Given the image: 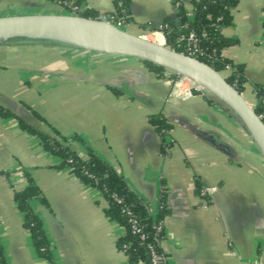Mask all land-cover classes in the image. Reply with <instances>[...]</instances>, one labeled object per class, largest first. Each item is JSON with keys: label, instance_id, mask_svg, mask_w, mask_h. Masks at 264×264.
<instances>
[{"label": "crops", "instance_id": "1", "mask_svg": "<svg viewBox=\"0 0 264 264\" xmlns=\"http://www.w3.org/2000/svg\"><path fill=\"white\" fill-rule=\"evenodd\" d=\"M172 1L132 0V21L123 28L176 18ZM80 2L72 13L114 9L113 0ZM182 2L192 18V0ZM66 8L49 0H0V15L66 13ZM263 22L264 0H238L223 29L230 43L222 55L244 66L252 105L257 102L252 83L264 84ZM9 44L0 42V58L18 64L26 52H7ZM14 45L35 52L30 63L39 67L28 76L10 74L9 66H20L0 59V107L11 112L0 114V241L8 264H51L37 253L15 199L28 175L46 200L34 198L31 205L43 221L55 264L126 263L117 246L126 228L105 214L102 192L59 166V157L20 119L50 136L78 135L67 145L82 156L86 144L91 146L124 176L150 216L164 204L160 246L168 264H264V157L230 110L210 94H176L173 72L156 71L135 57L31 40ZM37 47L45 48L46 57L59 55L51 47L63 51L61 66L45 69L49 59L37 58ZM62 79L70 84L60 95L53 87ZM158 113L170 125L166 138L150 121ZM204 186L217 190L203 196L198 189Z\"/></svg>", "mask_w": 264, "mask_h": 264}, {"label": "trees", "instance_id": "2", "mask_svg": "<svg viewBox=\"0 0 264 264\" xmlns=\"http://www.w3.org/2000/svg\"><path fill=\"white\" fill-rule=\"evenodd\" d=\"M56 4L64 5L68 10L76 5L78 0H49ZM132 0H113L114 9L109 12L100 13L95 9H86L81 14L89 17H100L113 21L123 26L130 23V3ZM173 5L177 9L176 18H165L162 22L165 44L179 51L186 50L187 41L183 40L179 46L181 34L188 35L194 32L198 38L199 52L196 56L222 72L227 80L233 84L241 93L245 91L246 84L250 82L244 71L242 64L234 63L222 55V49L230 43L223 35V29L232 19L233 8L236 7L238 0H192V18L188 15V9L182 0H173ZM264 25V22H263ZM141 28L149 32L159 30V25L143 23ZM29 41L24 38H13L8 43H20ZM33 41V40H31ZM4 42V43H5ZM52 45L66 46L57 42H46ZM152 69L163 71V66L144 60ZM177 77L175 74L173 75ZM252 88L257 98L255 105H252L258 115L264 121V84L252 83ZM0 114H11L6 108L0 107ZM37 114V113H36ZM38 115V114H37ZM20 119V118H19ZM150 121L156 126L157 131L166 137L170 125L166 118L158 113L150 116ZM20 124L30 133L37 135L42 141L43 147L57 155L60 159L59 166H68L75 175L87 184L98 188L108 206L105 214L112 219H117L126 228L125 235L117 241V246L126 254V264H149L150 247L149 243L155 245L161 252L160 239L162 230V220L165 215L164 204L157 214L150 216L145 202L129 187L124 176L120 174L111 164L101 158L98 153L86 144L87 155L82 156L73 150L67 142L76 138L61 135L60 138L50 136L43 131L33 127L25 120L20 119ZM28 185L15 193V199L20 211L24 216V226L30 231L33 245L37 253L47 259L51 264L54 257L51 243L43 227V221L32 208L31 201L39 198L46 203L45 197L38 185L28 175ZM198 189V187H197ZM201 191V187L198 189ZM165 190L161 191V201L164 202ZM135 217L148 238L143 240L138 233H135L130 217ZM161 227L157 230V227ZM166 258V256H165ZM0 264H8L3 246L0 241ZM162 264H168L167 260Z\"/></svg>", "mask_w": 264, "mask_h": 264}, {"label": "water", "instance_id": "3", "mask_svg": "<svg viewBox=\"0 0 264 264\" xmlns=\"http://www.w3.org/2000/svg\"><path fill=\"white\" fill-rule=\"evenodd\" d=\"M24 38L57 42L88 51L135 57L163 66L206 90L230 110L248 130L264 157V121L226 76L207 62L176 50L164 41L136 34L100 17L79 13H25L0 15V42Z\"/></svg>", "mask_w": 264, "mask_h": 264}, {"label": "built area", "instance_id": "4", "mask_svg": "<svg viewBox=\"0 0 264 264\" xmlns=\"http://www.w3.org/2000/svg\"><path fill=\"white\" fill-rule=\"evenodd\" d=\"M74 13H76V12H74ZM117 25H121V23L119 22ZM164 26H166V25L160 24L159 25V27H160L159 31L163 36V41L165 42V37H164V33H163ZM183 40H186L188 42L187 46L185 48L186 50H184L183 52H186L188 54H191V55L197 57L196 54H197V52H199V45H198V38L196 37L194 32H190L188 35L181 34V36L179 38V46L181 45V42ZM175 75L177 77L174 80L173 88L176 90V91H174V92H176V94H180L182 92V93H186L189 96H193L196 93H199L202 95H209V93L206 90L195 85L194 82L191 81L190 79L183 77V76H180L178 74H175ZM216 190H217L216 186H204L201 188L200 194L205 196V195L212 194ZM129 221L132 224L133 231L135 233H138L143 240H146L148 238V234L143 231V229L141 228V226L138 223L137 218L132 216V217H130ZM160 229H161L160 226L157 227V230H160ZM149 247H150V263L149 264H162L166 261L164 253L161 252L160 250H158L157 247H155V245H152L151 243H149Z\"/></svg>", "mask_w": 264, "mask_h": 264}, {"label": "rangeland", "instance_id": "5", "mask_svg": "<svg viewBox=\"0 0 264 264\" xmlns=\"http://www.w3.org/2000/svg\"><path fill=\"white\" fill-rule=\"evenodd\" d=\"M79 2L80 1H82V0H78ZM82 2H80V4H81ZM67 9V8H66ZM72 9H74V7L72 6ZM46 10L47 11H50V10H52L51 8H46ZM66 13H72V11H70V10H68L67 9V11H66ZM122 27H124V26H122ZM126 28L127 29H129V31H131V32H133V33H136V34H144V30L143 29H140V28H138L137 26H132V27H130V28H128L127 26H126ZM155 32H158V33H160V31L159 30H156V31H153V32H149V33H146V35L149 37V38H151V39H153L154 40V33ZM161 34V33H160ZM161 37H162V40L161 41H163V36H162V34H161ZM5 48L8 50L7 52H9L10 50H11V53H14V50H15V52H17V53H22L23 51L24 52H26V54H25V56L23 57V58H17L16 60L18 61V64H16L15 63V59L14 60H12V58H8L7 56L5 57L4 55L2 56L1 55V58H3V59H5L6 60V62L8 63V64H10V65H19L20 66V68H18V67H16V66H9V68H7L8 69V71L10 72V74H16V73H21V74H23V76H28V74H27V71H31V70H34L33 68H35V67H39V66H37V64L35 63V64H31L30 62H32L33 61V58L34 59H36L35 57H32L31 55H35V52L33 53L32 51H29L28 49H29V47H24L23 49L20 47V46H16V45H14V43H11V44H9V45H6L5 46ZM15 48V49H14ZM45 48L44 47H37V52H39V53H37V58H39L42 62L43 61H45V59H49V62H50V64H48L47 66L45 65L44 66V68L45 69H48V70H50V69H52V67H60L61 66V63H62V60H61V52H63V51H59L58 49H56V48H54V47H51L49 50H50V53H51V51L52 52H59V55L58 56H55V57H53V55L52 54H49V57H46V51L44 50ZM48 50V51H49ZM4 51H5V49H4ZM29 53H31V54H29ZM0 58V59H1ZM34 62V61H33ZM56 64H59V65H56ZM64 65V64H63ZM33 66H35V67H33ZM1 69V68H0ZM55 69V68H54ZM50 79H53V80H55L56 81V77H51ZM68 82L65 80V79H62L61 81H59V84L56 86V87H53V91H55V92H58V93H60V95H61V92H65L66 91V88H67V86L66 85H69V84H67ZM27 84H30V85H32V87H34L35 86V84L33 83V82H31V83H27ZM62 94H65V93H62ZM243 95L245 96V98L247 99V101H249L250 100V97H249V95L244 91L243 92ZM252 105V104H251ZM75 122H77V121H75ZM75 133H78V131H76ZM65 135V134H64ZM167 136V135H166ZM69 137V136H68ZM166 138V137H165Z\"/></svg>", "mask_w": 264, "mask_h": 264}, {"label": "bare ground", "instance_id": "6", "mask_svg": "<svg viewBox=\"0 0 264 264\" xmlns=\"http://www.w3.org/2000/svg\"><path fill=\"white\" fill-rule=\"evenodd\" d=\"M151 39V38H150ZM153 40V39H152ZM162 40V37H161V34L158 33V32H155L154 33V41H161Z\"/></svg>", "mask_w": 264, "mask_h": 264}]
</instances>
